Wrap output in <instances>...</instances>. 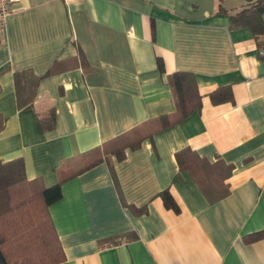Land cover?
Masks as SVG:
<instances>
[{"label":"crops","instance_id":"crops-1","mask_svg":"<svg viewBox=\"0 0 264 264\" xmlns=\"http://www.w3.org/2000/svg\"><path fill=\"white\" fill-rule=\"evenodd\" d=\"M258 1L18 0L0 35V161L52 187L83 155L144 137L63 184L59 264H264V238L247 241L264 230V35L231 20ZM17 73L36 84L31 107ZM176 73L200 106L171 124Z\"/></svg>","mask_w":264,"mask_h":264},{"label":"trees","instance_id":"trees-1","mask_svg":"<svg viewBox=\"0 0 264 264\" xmlns=\"http://www.w3.org/2000/svg\"><path fill=\"white\" fill-rule=\"evenodd\" d=\"M263 14L264 0H261L232 16V27L249 28L257 36L264 35ZM258 44L259 47H264V41H259ZM158 66L162 69L161 60L158 61ZM169 83L177 100L176 120L171 124H177L199 108L200 98L193 92L194 81L190 74L176 73L170 77ZM15 84L19 105L31 107L36 84L26 73H17ZM38 117L43 129L53 126V112L41 113ZM139 131L133 132L132 140L122 138L83 155L74 164L63 166L59 171V182L52 187L39 188L35 182L27 181L21 160L8 164L0 161V264L64 262L65 254L50 217L49 207L62 199V187L67 181L103 162L109 154L123 159L127 148L140 147L144 137ZM181 156L182 153L177 154V160L183 166ZM161 196L167 208L179 212L168 191ZM263 238L264 230L249 236L247 241L255 242Z\"/></svg>","mask_w":264,"mask_h":264},{"label":"built area","instance_id":"built-area-1","mask_svg":"<svg viewBox=\"0 0 264 264\" xmlns=\"http://www.w3.org/2000/svg\"><path fill=\"white\" fill-rule=\"evenodd\" d=\"M18 0H0V35L6 34V22L8 16L17 5Z\"/></svg>","mask_w":264,"mask_h":264},{"label":"water","instance_id":"water-1","mask_svg":"<svg viewBox=\"0 0 264 264\" xmlns=\"http://www.w3.org/2000/svg\"><path fill=\"white\" fill-rule=\"evenodd\" d=\"M245 1H247V2H252L253 0H245Z\"/></svg>","mask_w":264,"mask_h":264}]
</instances>
